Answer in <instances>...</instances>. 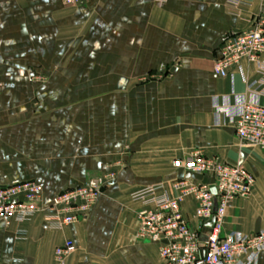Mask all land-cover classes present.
Wrapping results in <instances>:
<instances>
[{
    "label": "crops",
    "instance_id": "crops-1",
    "mask_svg": "<svg viewBox=\"0 0 264 264\" xmlns=\"http://www.w3.org/2000/svg\"><path fill=\"white\" fill-rule=\"evenodd\" d=\"M260 13L264 0H0V185L32 180L48 204L116 173L84 220L52 229L40 212L0 223V264H58L67 239L77 248L66 264H168L137 237L138 214L154 206L132 193L164 183L176 195L184 178L212 185L172 164L196 150L255 177L251 195L229 204L224 232L263 230L264 149L242 144L230 120L236 97L252 98L244 77L255 83L264 70L244 61L214 72L222 42ZM182 208L204 234L194 198Z\"/></svg>",
    "mask_w": 264,
    "mask_h": 264
},
{
    "label": "built area",
    "instance_id": "built-area-1",
    "mask_svg": "<svg viewBox=\"0 0 264 264\" xmlns=\"http://www.w3.org/2000/svg\"><path fill=\"white\" fill-rule=\"evenodd\" d=\"M89 0H65L70 6L86 4ZM219 56L214 62V72L227 77L241 70L244 61L257 64L264 70V13L253 16L250 27L233 32L222 42ZM252 98L236 97L238 113L231 117L237 139L244 145L264 149V78L255 83L244 77ZM215 107L223 111L230 107L228 99ZM191 175L211 177L217 194L210 184L184 178L173 182L177 190L172 195L164 183L142 188L132 193L135 201L153 205L154 209L138 214L137 237L142 241L159 244L161 257L168 264H254L264 253V229L243 234L224 232L229 204L239 198H248L255 186V177L243 166L227 163L220 158L205 156L196 150L191 155L172 162ZM114 171L90 178L86 183L73 186L57 194L45 204L42 188L28 180L0 185V223L29 222L38 213H44L45 223L52 229H63L88 217L104 189L115 178ZM196 202L195 218L206 232L201 234L185 217L182 204L187 197ZM215 216L213 227L206 223ZM27 233L20 232V237ZM72 239H67L55 249L58 264H66L76 250Z\"/></svg>",
    "mask_w": 264,
    "mask_h": 264
},
{
    "label": "water",
    "instance_id": "water-1",
    "mask_svg": "<svg viewBox=\"0 0 264 264\" xmlns=\"http://www.w3.org/2000/svg\"><path fill=\"white\" fill-rule=\"evenodd\" d=\"M188 175L190 176L191 174L188 172ZM211 191L213 192L214 195L217 194V190H216V187H215L214 185L211 186ZM214 223H215V216H213V217L211 218V220H209V221L206 223V225H207L208 227H213V226H214Z\"/></svg>",
    "mask_w": 264,
    "mask_h": 264
}]
</instances>
